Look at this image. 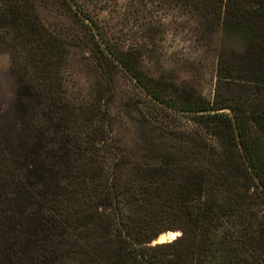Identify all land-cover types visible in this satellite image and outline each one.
<instances>
[{
    "label": "trees",
    "instance_id": "obj_1",
    "mask_svg": "<svg viewBox=\"0 0 264 264\" xmlns=\"http://www.w3.org/2000/svg\"><path fill=\"white\" fill-rule=\"evenodd\" d=\"M150 2L221 33L211 100L74 0H0V36L23 56L18 145L0 131V264H264V0ZM83 43L102 80L85 92L69 78ZM115 69L150 102L138 159L112 137ZM167 231L182 235L154 243Z\"/></svg>",
    "mask_w": 264,
    "mask_h": 264
},
{
    "label": "rangeland",
    "instance_id": "obj_2",
    "mask_svg": "<svg viewBox=\"0 0 264 264\" xmlns=\"http://www.w3.org/2000/svg\"><path fill=\"white\" fill-rule=\"evenodd\" d=\"M74 1L112 41L135 48L147 44V49L152 52L145 51L150 54L145 62L147 68L160 72L177 84L200 91L209 100L213 98L222 37L219 31L202 28L195 14L168 9L161 3L152 4L150 0ZM91 55V45L83 43L69 56L70 85L82 92L88 89L89 84L98 86L97 83L102 82ZM22 71V54L0 36V131L15 146L21 139L20 120L15 114L14 102L17 78ZM112 72L114 101L111 112L115 120L112 137L124 154L138 159L150 141L149 127L143 120V113L149 109L150 102L125 72L119 69ZM162 115L166 121L170 117L174 121L181 120L173 114L168 116L162 112ZM173 233H162L160 240L171 239Z\"/></svg>",
    "mask_w": 264,
    "mask_h": 264
},
{
    "label": "water",
    "instance_id": "obj_3",
    "mask_svg": "<svg viewBox=\"0 0 264 264\" xmlns=\"http://www.w3.org/2000/svg\"><path fill=\"white\" fill-rule=\"evenodd\" d=\"M164 234V233H163ZM166 234V233H165ZM162 235V234H161ZM160 235V236H161ZM160 236L154 241V243H157V242H165V241H169V240H172V238L171 239H164V240H160Z\"/></svg>",
    "mask_w": 264,
    "mask_h": 264
},
{
    "label": "clouds",
    "instance_id": "obj_4",
    "mask_svg": "<svg viewBox=\"0 0 264 264\" xmlns=\"http://www.w3.org/2000/svg\"><path fill=\"white\" fill-rule=\"evenodd\" d=\"M180 235H182V233H180L179 231H177V232H175V233L173 234L172 239L174 240V239H176L177 237H179Z\"/></svg>",
    "mask_w": 264,
    "mask_h": 264
},
{
    "label": "bare ground",
    "instance_id": "obj_5",
    "mask_svg": "<svg viewBox=\"0 0 264 264\" xmlns=\"http://www.w3.org/2000/svg\"><path fill=\"white\" fill-rule=\"evenodd\" d=\"M174 234V233H173ZM163 236V235H162ZM162 241V240H161Z\"/></svg>",
    "mask_w": 264,
    "mask_h": 264
}]
</instances>
